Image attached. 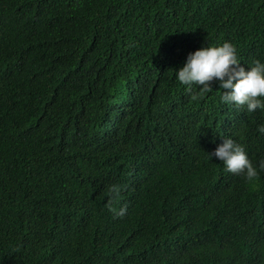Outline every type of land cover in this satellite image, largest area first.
I'll return each mask as SVG.
<instances>
[{"label": "trees", "instance_id": "obj_1", "mask_svg": "<svg viewBox=\"0 0 264 264\" xmlns=\"http://www.w3.org/2000/svg\"><path fill=\"white\" fill-rule=\"evenodd\" d=\"M225 40L264 61V0H0V264H264V171L207 156L264 109L174 78Z\"/></svg>", "mask_w": 264, "mask_h": 264}, {"label": "clouds", "instance_id": "obj_2", "mask_svg": "<svg viewBox=\"0 0 264 264\" xmlns=\"http://www.w3.org/2000/svg\"><path fill=\"white\" fill-rule=\"evenodd\" d=\"M239 62L231 42L206 44L186 54L182 65L173 69L174 78L188 91L196 85L206 92L212 89L211 83L215 81L220 89L219 102L243 106L248 113L254 114V111L264 109V61L254 59L247 68ZM257 132L264 135V124L258 125ZM207 156L218 160L225 172L243 174L249 182L259 176L258 169L264 171V157L253 165L244 147L231 137L222 138ZM120 193V185L108 187L109 209L117 217L126 212L123 205L112 207L119 201Z\"/></svg>", "mask_w": 264, "mask_h": 264}]
</instances>
